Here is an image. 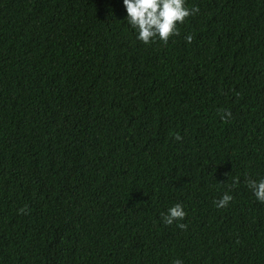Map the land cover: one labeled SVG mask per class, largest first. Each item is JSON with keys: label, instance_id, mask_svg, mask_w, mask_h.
I'll list each match as a JSON object with an SVG mask.
<instances>
[{"label": "trees", "instance_id": "16d2710c", "mask_svg": "<svg viewBox=\"0 0 264 264\" xmlns=\"http://www.w3.org/2000/svg\"><path fill=\"white\" fill-rule=\"evenodd\" d=\"M0 264H264V0H0Z\"/></svg>", "mask_w": 264, "mask_h": 264}]
</instances>
